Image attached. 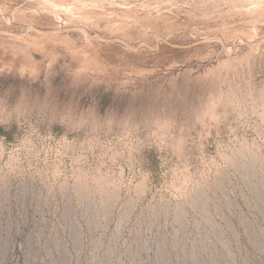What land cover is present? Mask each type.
<instances>
[{"label":"rangeland","instance_id":"374dc122","mask_svg":"<svg viewBox=\"0 0 264 264\" xmlns=\"http://www.w3.org/2000/svg\"><path fill=\"white\" fill-rule=\"evenodd\" d=\"M0 264H264V0H0Z\"/></svg>","mask_w":264,"mask_h":264},{"label":"bare ground","instance_id":"6f19581e","mask_svg":"<svg viewBox=\"0 0 264 264\" xmlns=\"http://www.w3.org/2000/svg\"><path fill=\"white\" fill-rule=\"evenodd\" d=\"M16 36V35H15Z\"/></svg>","mask_w":264,"mask_h":264}]
</instances>
